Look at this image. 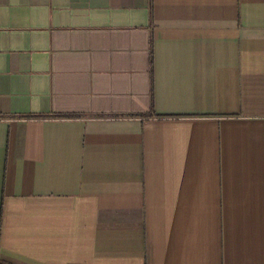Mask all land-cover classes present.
<instances>
[{"label": "crops", "instance_id": "0c3cea01", "mask_svg": "<svg viewBox=\"0 0 264 264\" xmlns=\"http://www.w3.org/2000/svg\"><path fill=\"white\" fill-rule=\"evenodd\" d=\"M0 260L264 264V0H0Z\"/></svg>", "mask_w": 264, "mask_h": 264}, {"label": "trees", "instance_id": "16d2710c", "mask_svg": "<svg viewBox=\"0 0 264 264\" xmlns=\"http://www.w3.org/2000/svg\"><path fill=\"white\" fill-rule=\"evenodd\" d=\"M1 264H7V262L5 260H0Z\"/></svg>", "mask_w": 264, "mask_h": 264}]
</instances>
